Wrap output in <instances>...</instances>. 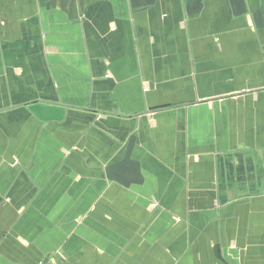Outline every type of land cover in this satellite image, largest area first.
Instances as JSON below:
<instances>
[{
	"label": "crops",
	"instance_id": "0c3cea01",
	"mask_svg": "<svg viewBox=\"0 0 264 264\" xmlns=\"http://www.w3.org/2000/svg\"><path fill=\"white\" fill-rule=\"evenodd\" d=\"M0 264H264V0H0Z\"/></svg>",
	"mask_w": 264,
	"mask_h": 264
}]
</instances>
